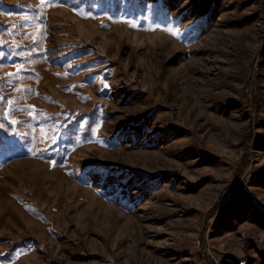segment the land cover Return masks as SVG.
I'll use <instances>...</instances> for the list:
<instances>
[{"label": "rangeland", "instance_id": "374dc122", "mask_svg": "<svg viewBox=\"0 0 264 264\" xmlns=\"http://www.w3.org/2000/svg\"><path fill=\"white\" fill-rule=\"evenodd\" d=\"M0 264H264V0H0Z\"/></svg>", "mask_w": 264, "mask_h": 264}]
</instances>
